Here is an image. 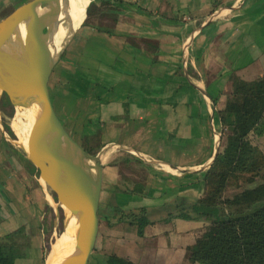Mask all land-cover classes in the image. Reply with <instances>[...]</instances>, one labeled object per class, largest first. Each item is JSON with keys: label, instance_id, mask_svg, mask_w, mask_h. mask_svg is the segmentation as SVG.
<instances>
[{"label": "crops", "instance_id": "obj_1", "mask_svg": "<svg viewBox=\"0 0 264 264\" xmlns=\"http://www.w3.org/2000/svg\"><path fill=\"white\" fill-rule=\"evenodd\" d=\"M119 1L89 0L50 76L71 137L111 146L95 247L134 264H198L187 248L206 222L177 215L203 194L218 111L264 76V0ZM27 161L0 127V235L19 233L6 248L12 264H43L54 198ZM140 208L150 221L142 236L119 213Z\"/></svg>", "mask_w": 264, "mask_h": 264}, {"label": "water", "instance_id": "obj_2", "mask_svg": "<svg viewBox=\"0 0 264 264\" xmlns=\"http://www.w3.org/2000/svg\"><path fill=\"white\" fill-rule=\"evenodd\" d=\"M69 11V0H30L0 20V91L15 109L30 111L27 150L19 146L68 219L75 220L72 250L58 264H88L99 229L103 159L111 146L95 155L87 153L53 107L50 76L76 31L71 24L55 49V37L69 20ZM219 140L203 169L213 163Z\"/></svg>", "mask_w": 264, "mask_h": 264}, {"label": "trees", "instance_id": "obj_3", "mask_svg": "<svg viewBox=\"0 0 264 264\" xmlns=\"http://www.w3.org/2000/svg\"><path fill=\"white\" fill-rule=\"evenodd\" d=\"M115 2L122 3L119 0ZM241 90L236 88L218 111L222 151L217 153L211 167L203 173L204 194L177 215L183 219H210L203 235L187 248L190 263L264 264V181L236 194L235 201H229L231 208H228V201L229 206L220 203L222 191L231 182H252L251 177L237 173L235 167L245 147L243 143L264 117V76L248 89ZM5 128L11 132L7 125ZM79 144L91 155H95L102 146L99 143L91 145L88 137H83ZM119 213L121 219L136 226L139 236L150 223L145 208ZM18 234L0 235V264H12V251L6 248ZM105 258L106 264H134L113 253Z\"/></svg>", "mask_w": 264, "mask_h": 264}, {"label": "rangeland", "instance_id": "obj_4", "mask_svg": "<svg viewBox=\"0 0 264 264\" xmlns=\"http://www.w3.org/2000/svg\"><path fill=\"white\" fill-rule=\"evenodd\" d=\"M24 1L26 0H0V15L9 11L11 9L12 4H20L21 2ZM5 5L7 6L4 7ZM54 109L57 110L55 103H54ZM19 122H20V117L17 115V113H15V108L9 103L7 97L0 91V127L5 133V136L7 137L8 141H10V143L15 145L17 149L23 153L22 149L20 148L21 139L19 133ZM5 125H7L11 130L10 133L7 132ZM218 137H220L218 143V147H219L218 152H220L222 151L221 128H220V136L218 135ZM243 144H245V147L242 149L240 159L236 163L235 171L237 173H243L244 175L251 177L252 182L249 183L246 182L245 180H239L238 183L231 182L230 184H228V186L222 191L221 194L222 196L220 199V203L223 206H227L229 204V201L234 202L235 201L234 198L236 194H238L241 190L248 187H253L256 184H259L264 181V118L261 120L258 126L248 135V138H246ZM91 145H95V143ZM211 165L207 167V170L211 167ZM47 190L51 194L49 188H47ZM51 205H52L51 209L49 208L45 209L46 213L42 223V229H43L42 256L44 257L43 264H46L47 255L51 250L52 246L56 244L57 240H59L60 236L65 232V229L67 227L66 222L68 220L66 211L61 209L59 204L54 199L51 200ZM228 208H231V205ZM186 210L188 213H190L189 209ZM102 214H103V210H100L99 224L102 223L103 221V218L101 217ZM158 216L160 215H157V217ZM152 217L154 218V215H152ZM209 220H210L209 218L207 220L204 219L206 225L204 226L203 233L205 232L206 227L209 224ZM101 250H102L101 248H96V249L94 248L93 257L90 259L91 264H106L105 262L106 258L103 257L102 255L103 253H101Z\"/></svg>", "mask_w": 264, "mask_h": 264}, {"label": "bare ground", "instance_id": "obj_5", "mask_svg": "<svg viewBox=\"0 0 264 264\" xmlns=\"http://www.w3.org/2000/svg\"><path fill=\"white\" fill-rule=\"evenodd\" d=\"M89 0H69L70 18L67 21L65 27L61 24L59 31L55 37V49L58 50L63 43L66 35L70 31V25L72 24L75 30H77L85 17V10L88 6ZM15 113L20 117L19 133L20 144L23 149L27 150V140L31 126V113L28 109L16 108ZM44 184V182L41 180ZM67 227L65 232L57 240L56 244L52 246L46 259V264H58L61 259L67 256L72 250L74 244V232H75V220L73 218L67 220Z\"/></svg>", "mask_w": 264, "mask_h": 264}]
</instances>
